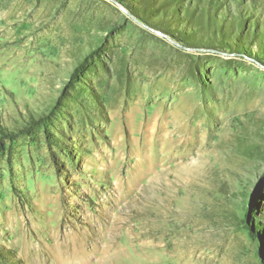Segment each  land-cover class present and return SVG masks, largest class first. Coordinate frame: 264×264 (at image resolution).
Listing matches in <instances>:
<instances>
[{"label":"rangeland","instance_id":"obj_1","mask_svg":"<svg viewBox=\"0 0 264 264\" xmlns=\"http://www.w3.org/2000/svg\"><path fill=\"white\" fill-rule=\"evenodd\" d=\"M179 1L0 0V264H264V0Z\"/></svg>","mask_w":264,"mask_h":264},{"label":"trees","instance_id":"obj_2","mask_svg":"<svg viewBox=\"0 0 264 264\" xmlns=\"http://www.w3.org/2000/svg\"><path fill=\"white\" fill-rule=\"evenodd\" d=\"M209 2H210V7L214 10L215 6H217L216 4H218L217 3V0H209ZM178 4H180V1L179 0H177V3H175V5L177 6ZM211 8H209V10ZM185 10L187 12L188 19L190 20V21L188 20V22H189L188 25H190V28H193L194 29V32L192 33L191 37H196V31L197 30H204L206 28L209 29V30H211V32H212L211 35H212L213 38L216 37V34L218 33L217 31L221 32V37H223V26L222 25H219L217 23L218 21L215 18V16H216L215 14L214 15L210 14L209 20L208 21H205L204 20V15H207L208 16L207 12H203L202 14H200V15L197 16V19H194L193 16L195 15V11L192 9V6H190L189 8H187ZM176 12H177V10H176ZM240 19H241V21L246 20V22H247V19H244L243 16H241ZM219 20H225V18L222 17V18H219ZM238 22H240V21L238 20ZM158 28H160V27H158ZM243 30L244 29H242V31ZM248 32H250V29H248ZM239 34H240V37H242L243 33L240 32ZM172 36H174V35H172ZM255 36L262 37V36H264V34H259L258 31H256ZM181 38H183L182 40L185 39V37H181ZM177 40H180V38H177ZM262 40H264V39H262ZM189 43H190L189 45L191 47H198L199 48L201 46V45H199L197 43H191V42H189ZM260 47H261L262 53L264 54V42L262 44H260ZM72 77H73L74 80L73 81L71 80V81H69L66 84V86H65V88L63 90V94H62L61 98L64 97V96H66L68 94V92L71 89L74 88L75 83H76L75 80H79V78L77 77L76 73H74L72 75ZM45 120H46L45 117H41L39 119H34L33 118L30 121V123L28 124V126L24 127L23 129L18 130L17 132H8L7 130L0 129L1 138L3 140L4 139H8L10 141H14V140H16L18 137H20L22 135L33 136L34 135V132H35V128L37 126L41 125L42 123H44ZM46 134H47V140H48V142L50 144V136H49V133L47 132ZM52 156H53V159H54V154ZM0 256H2V253L1 252H0Z\"/></svg>","mask_w":264,"mask_h":264},{"label":"water","instance_id":"obj_3","mask_svg":"<svg viewBox=\"0 0 264 264\" xmlns=\"http://www.w3.org/2000/svg\"><path fill=\"white\" fill-rule=\"evenodd\" d=\"M128 13V12H127ZM136 21H138L139 23H141L139 20H136ZM153 31H155L156 33H158V34H160L161 35V33L160 32H158V31H156V30H153ZM186 48V47H185ZM186 49H188V48H186Z\"/></svg>","mask_w":264,"mask_h":264}]
</instances>
